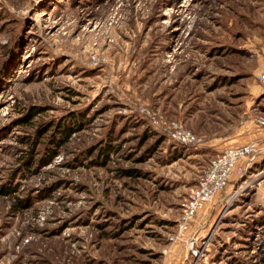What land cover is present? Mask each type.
I'll list each match as a JSON object with an SVG mask.
<instances>
[{
    "label": "rangeland",
    "instance_id": "1",
    "mask_svg": "<svg viewBox=\"0 0 264 264\" xmlns=\"http://www.w3.org/2000/svg\"><path fill=\"white\" fill-rule=\"evenodd\" d=\"M263 70L264 0H0V264H264Z\"/></svg>",
    "mask_w": 264,
    "mask_h": 264
},
{
    "label": "built area",
    "instance_id": "2",
    "mask_svg": "<svg viewBox=\"0 0 264 264\" xmlns=\"http://www.w3.org/2000/svg\"><path fill=\"white\" fill-rule=\"evenodd\" d=\"M258 77L264 87V70L260 72ZM174 137L182 144H190L201 140L182 126L175 127ZM255 150V142L232 146L225 148L221 155L211 161L199 184L192 189L190 198L185 204L181 222L182 227H186L203 206L211 202L218 193L229 186L234 174L243 170L242 166L238 165L239 161L250 157Z\"/></svg>",
    "mask_w": 264,
    "mask_h": 264
},
{
    "label": "trees",
    "instance_id": "3",
    "mask_svg": "<svg viewBox=\"0 0 264 264\" xmlns=\"http://www.w3.org/2000/svg\"><path fill=\"white\" fill-rule=\"evenodd\" d=\"M39 111H36V110H30L29 112H28V114L24 117V119H23V121L24 122H30L31 121V119L34 117V115H36L37 113H38ZM61 130V132H62V137H58L59 136V134H58V136L56 137V134L55 135H53V139H52V142L54 143V145L55 146H53L54 148L53 149H51L50 150V152H52L51 154H50V158L51 157H54L55 155H57V153H58V148L61 146V145H63L68 139H69V137L71 136V134H72V126H70V125H68V126H65L63 129L62 128H59V130L58 131H60ZM35 146V142L32 144V147H34ZM103 150H101V152H102ZM47 153V152H46ZM175 154L172 156V158H171V160L170 161H174V160H177L179 157H181L180 155L182 154V151H180V150H176L175 152H174ZM49 153H47V155H48ZM222 153H220L219 155H221ZM219 155H217V157L219 156ZM216 157V158H217ZM44 161V160H43ZM136 170H129V171H127V173H134ZM135 175H137V174H135ZM234 181V178L232 179V181L230 182V183H232ZM14 191H16V189H14V188H6L5 186L1 189V191H0V193L1 194H3V195H10V194H12ZM221 193V192H220Z\"/></svg>",
    "mask_w": 264,
    "mask_h": 264
},
{
    "label": "crops",
    "instance_id": "4",
    "mask_svg": "<svg viewBox=\"0 0 264 264\" xmlns=\"http://www.w3.org/2000/svg\"><path fill=\"white\" fill-rule=\"evenodd\" d=\"M245 143H247V142H245ZM245 143L238 144V145H243V144H245ZM238 145H236V146H238ZM228 147H232V146H227L226 148H228Z\"/></svg>",
    "mask_w": 264,
    "mask_h": 264
}]
</instances>
